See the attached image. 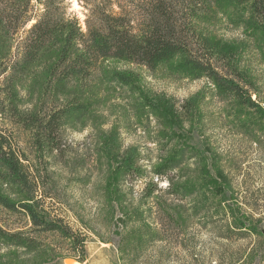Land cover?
I'll return each mask as SVG.
<instances>
[{
	"label": "trees",
	"instance_id": "16d2710c",
	"mask_svg": "<svg viewBox=\"0 0 264 264\" xmlns=\"http://www.w3.org/2000/svg\"><path fill=\"white\" fill-rule=\"evenodd\" d=\"M75 1L83 10L85 28L70 10L71 0H0V186H4L0 206L11 216L27 220L23 230L0 228V238L33 249L46 237H57L61 240L56 245L59 256L83 263L90 232H97L81 203L70 199L68 187L88 185L87 199L102 197L101 211L114 227L113 233L120 236L116 249L125 263L157 240L156 229L142 211L146 202L132 206L123 188L127 183L133 185L147 170L140 164L139 154L123 149L119 136L108 130L98 135L93 150L105 157V176L98 180L97 166L94 171L82 160H68L64 164L68 177L61 178L53 165L71 150L65 130L89 109L74 97L64 96L65 88L73 82L86 86L100 63L107 60L154 70L177 57L183 72L211 82L219 101L249 112L254 121L247 130L254 129L251 139L264 149V98L259 87L240 68L236 48L215 43L206 32L215 5L228 1L245 6L248 27L264 36V0ZM113 77L124 85L135 79L130 73L114 72ZM24 95L33 97L29 106ZM155 104L164 108L166 116L181 120L190 119L196 109L194 99L177 107L162 99ZM20 131L26 136L25 148ZM175 163V158H168L151 172L157 181L167 179L169 192L182 199L187 194L183 186H175L168 176ZM219 177L229 189L227 176L220 172ZM63 184L68 189H62ZM159 190L150 179L143 188L144 197L148 200ZM233 202L222 206L219 201L228 215L226 231L251 240L245 258L237 263L264 264V214H246L242 201L234 197ZM116 211L120 216H115ZM168 218L174 221L172 216Z\"/></svg>",
	"mask_w": 264,
	"mask_h": 264
},
{
	"label": "rangeland",
	"instance_id": "374dc122",
	"mask_svg": "<svg viewBox=\"0 0 264 264\" xmlns=\"http://www.w3.org/2000/svg\"><path fill=\"white\" fill-rule=\"evenodd\" d=\"M71 1L70 10L85 28L82 8L75 7ZM248 16L245 6L228 1L218 3L206 23V32L215 43L236 48L240 68L256 81L264 98V36L250 30ZM179 61L176 57L154 70H147L124 61L107 60L100 63L86 86L73 82L65 88L64 96L74 97L89 109L80 121L72 122L65 130L71 150L53 165V170L61 178H67L69 170L65 162L82 160L87 168L92 165L95 171L93 166L98 167V180H101L105 176L106 160L102 152L97 154L93 150L99 134L114 131L121 147L139 154L140 164L147 170L145 176L123 188L132 206L146 202L142 205L145 220L158 233L157 240L150 241L135 258L130 257L123 263L116 249L120 236L113 233L114 227L109 226L101 211L102 197L87 199L88 185L83 189L76 186L68 189L63 184L62 189L72 191L70 199L85 208L90 221L85 218L97 232V235L90 232L86 259L81 264H238L248 252L250 238L228 235V215L223 213L221 205H232L237 197L243 202L246 214L254 217L264 214V149L251 139L254 129L247 130L254 118L240 107L219 101L211 82L205 77L186 74L179 68ZM114 72L130 73L135 79L129 85L119 84L113 77ZM31 99L25 96L26 105ZM161 99L176 107L194 99V115L185 120L166 116L164 108L155 104ZM20 134L21 146L25 148L26 136L21 131ZM171 157L176 163L168 176L174 179L175 186H183L180 188L187 194L180 193L182 199L169 192L167 179L157 181L151 172L155 165ZM220 172L227 176L229 189L219 177ZM150 179L160 190L147 200L143 188ZM219 201L223 203L220 205ZM115 216L120 213L116 211ZM26 224L25 217L11 216L0 206V228L10 232L23 230ZM119 231L123 232L122 225ZM60 243L57 237L48 236L42 243H36L37 247L29 249L10 245L0 238V264L76 261L62 259L64 254L59 256L56 245Z\"/></svg>",
	"mask_w": 264,
	"mask_h": 264
},
{
	"label": "bare ground",
	"instance_id": "6f19581e",
	"mask_svg": "<svg viewBox=\"0 0 264 264\" xmlns=\"http://www.w3.org/2000/svg\"><path fill=\"white\" fill-rule=\"evenodd\" d=\"M73 5H75V7L76 6L79 7L75 0H73ZM64 264H81V263H79L78 261L71 260V259H66L64 261Z\"/></svg>",
	"mask_w": 264,
	"mask_h": 264
}]
</instances>
